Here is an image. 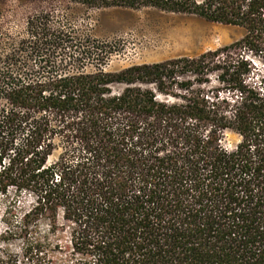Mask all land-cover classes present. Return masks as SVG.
Wrapping results in <instances>:
<instances>
[{
    "label": "trees",
    "instance_id": "trees-1",
    "mask_svg": "<svg viewBox=\"0 0 264 264\" xmlns=\"http://www.w3.org/2000/svg\"><path fill=\"white\" fill-rule=\"evenodd\" d=\"M70 1L243 35L108 72L98 41L31 18L0 54V264H264V0Z\"/></svg>",
    "mask_w": 264,
    "mask_h": 264
},
{
    "label": "rangeland",
    "instance_id": "rangeland-1",
    "mask_svg": "<svg viewBox=\"0 0 264 264\" xmlns=\"http://www.w3.org/2000/svg\"><path fill=\"white\" fill-rule=\"evenodd\" d=\"M36 16H45L52 27L67 30L76 38L98 41L99 49L110 55L105 64L108 72L196 56L243 35L238 27L154 9L91 8L70 0H0V54L26 36L27 22ZM238 141L236 134L226 131L221 143L233 149ZM13 199L14 195L0 198L1 213L13 206ZM19 200L21 207L29 204L26 195Z\"/></svg>",
    "mask_w": 264,
    "mask_h": 264
},
{
    "label": "bare ground",
    "instance_id": "bare-ground-1",
    "mask_svg": "<svg viewBox=\"0 0 264 264\" xmlns=\"http://www.w3.org/2000/svg\"><path fill=\"white\" fill-rule=\"evenodd\" d=\"M226 38H227V37H226V36H224V37H223V41H224Z\"/></svg>",
    "mask_w": 264,
    "mask_h": 264
}]
</instances>
